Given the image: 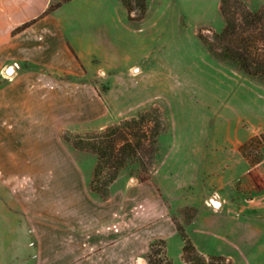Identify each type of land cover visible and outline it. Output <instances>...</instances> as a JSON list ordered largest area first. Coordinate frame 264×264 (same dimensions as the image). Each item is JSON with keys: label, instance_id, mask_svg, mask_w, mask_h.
Here are the masks:
<instances>
[{"label": "crops", "instance_id": "obj_1", "mask_svg": "<svg viewBox=\"0 0 264 264\" xmlns=\"http://www.w3.org/2000/svg\"><path fill=\"white\" fill-rule=\"evenodd\" d=\"M52 1L0 0V264H136L152 239L178 234L173 215L188 205L173 195L180 177L158 178L156 168L144 180L121 173L107 199L89 189L96 157L60 131L108 125L116 105L94 76L113 70L119 55L106 26L86 23L102 0L64 1L12 32ZM245 1L257 8L264 0ZM242 207L238 216L221 215L205 204L206 224L233 235L235 252L226 255L238 264H245L242 245L247 264H264V218L253 215L252 203Z\"/></svg>", "mask_w": 264, "mask_h": 264}, {"label": "rangeland", "instance_id": "obj_2", "mask_svg": "<svg viewBox=\"0 0 264 264\" xmlns=\"http://www.w3.org/2000/svg\"><path fill=\"white\" fill-rule=\"evenodd\" d=\"M120 1L102 0V5L90 6L95 12L86 21L92 28L100 23L107 27L119 55L113 70L94 76L98 92L110 89L109 99L116 105L106 122L152 106L161 108L168 127L160 135L156 175L164 180L170 174L180 177L173 195L176 202L188 205L180 207L177 218L184 226L193 220L188 230L197 249L207 255L232 256L233 235L209 231L205 204L213 213L238 216L247 201L257 209L253 215L264 218L260 211L264 210V144L254 151L261 160L253 167L239 150L250 136L264 133V81L214 57L199 38V30L211 32L224 25L217 0H149L140 21H130ZM83 6L70 4L65 9ZM133 63L140 67L129 68ZM92 130L96 129L87 131ZM121 173L143 175L135 163ZM211 195L223 204L214 206ZM166 240L169 255L181 264V237L176 234ZM241 250L245 259L239 257L247 264L248 249L242 245ZM144 252L136 264H143Z\"/></svg>", "mask_w": 264, "mask_h": 264}, {"label": "trees", "instance_id": "obj_3", "mask_svg": "<svg viewBox=\"0 0 264 264\" xmlns=\"http://www.w3.org/2000/svg\"><path fill=\"white\" fill-rule=\"evenodd\" d=\"M64 1L67 0L50 3L41 15L17 25L12 32L23 30ZM121 2L130 21H140L145 17L147 0ZM219 10L224 18L222 28L211 32L199 30V38L214 57L228 61L249 76L264 81V2L252 9L244 0H220ZM167 127L161 108L152 106L101 130L73 132L63 129L60 135L75 149L89 151L96 156L89 189L100 198L107 199L111 195V184L129 164H137L143 172L137 177L139 180L150 176L156 166L160 135ZM263 144L264 133L254 134L239 145V150L250 165H255L260 162L261 156L254 151ZM173 221L183 241L181 264H234L230 257L223 254L206 255L199 251L177 216L173 215ZM142 258L143 264H176L167 251L164 237L152 239Z\"/></svg>", "mask_w": 264, "mask_h": 264}, {"label": "water", "instance_id": "obj_4", "mask_svg": "<svg viewBox=\"0 0 264 264\" xmlns=\"http://www.w3.org/2000/svg\"><path fill=\"white\" fill-rule=\"evenodd\" d=\"M211 202L213 203L214 206L219 207L221 205V200L218 199L216 196H212L210 198Z\"/></svg>", "mask_w": 264, "mask_h": 264}]
</instances>
